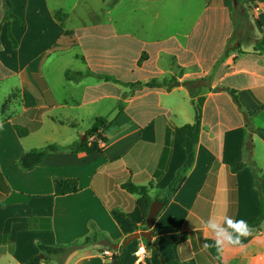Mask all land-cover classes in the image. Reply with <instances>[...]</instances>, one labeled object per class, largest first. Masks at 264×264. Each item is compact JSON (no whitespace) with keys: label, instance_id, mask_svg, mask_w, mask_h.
<instances>
[{"label":"crops","instance_id":"obj_1","mask_svg":"<svg viewBox=\"0 0 264 264\" xmlns=\"http://www.w3.org/2000/svg\"><path fill=\"white\" fill-rule=\"evenodd\" d=\"M9 1L18 21L10 22L13 47L0 0V84L8 89L0 115V173L9 189L0 191V264H25L39 255V245L75 247L92 237L118 249L145 231L138 196L122 186L144 188L151 201L166 197L186 159L176 128L194 123L199 99L194 162L157 215L151 240L125 245L123 264H211L195 250L196 232L215 240L205 222L223 223L225 216L247 222L259 214L253 182L264 175V4L196 0L191 19V0H118L110 8L112 0H103L105 23L74 24L75 3ZM57 12L67 15L63 27ZM67 72L82 77L69 81ZM172 78L178 85L171 90L137 86ZM11 94L17 96L5 105ZM256 107L260 112L247 119ZM97 120L107 140H98L100 153L50 152L32 170L19 168L30 150L81 143ZM14 125L29 134L19 138ZM239 162L245 168L232 173ZM65 178L76 179L79 191L54 196L53 180ZM259 190L264 199V184ZM177 231L195 237L165 238ZM103 253L88 245L62 264H111ZM219 256L223 264H264V221L242 246L225 245Z\"/></svg>","mask_w":264,"mask_h":264},{"label":"trees","instance_id":"obj_2","mask_svg":"<svg viewBox=\"0 0 264 264\" xmlns=\"http://www.w3.org/2000/svg\"><path fill=\"white\" fill-rule=\"evenodd\" d=\"M251 1L264 4V0H251ZM117 2L118 0H112L109 3L108 7L110 8L114 6ZM3 7H4V17H3L4 21L3 22L6 23L5 33H6L7 38L11 42V45L13 47H16V42L14 38L12 37L11 31H10V22L12 20L18 21V19L14 17L12 13V6L9 0H3ZM66 17L67 15L62 12H57L54 14L55 20L62 27H63V23ZM69 34H70L69 32L65 31L64 32L65 38L66 37L68 38L70 36ZM263 51L264 50H260V52H263ZM143 59L144 57H141L140 61L138 62V65H140ZM65 77L69 81H79L82 75L80 73L67 72ZM103 79L108 81L107 78H103ZM177 85H178V82L175 78H172L169 80L153 79L142 85L137 84V86H145L148 88H165L167 90H171ZM231 95L236 101V97L233 91H231ZM12 96L13 94H11V97ZM9 102H10V98L7 99L5 105L8 104ZM202 104H203V99H199L194 104V123L192 125H184L180 128H176V132L181 137V146L185 152L186 159H185L183 166L177 171L176 176L173 179V181L169 184L168 190L166 192V197L160 200L164 207L168 204L172 196L179 190L180 186L184 182L183 175L192 166L194 162V146L197 144L198 139H199ZM3 110H4V106H3ZM260 110H261V107H256L251 112L247 113L246 115L247 119H250L256 116L260 112ZM102 126H103V121L97 120L94 126L85 133L84 135L85 139L81 143H78V144H75V145H72L66 148H60L56 145H48L41 149H33V150H30L24 153L19 158L17 164L21 170L30 171L35 166H37L50 152L69 151L73 153H84V154H92L96 152L100 153L102 151V147L99 146L98 140L99 142L103 144L107 143V140L98 134V130ZM14 130L19 138H24L29 134L26 128L18 126V125H14ZM259 131L264 132V129H260ZM93 136H96V138L92 140L90 144L88 145V139ZM243 168H245V164L240 163V162L234 163L230 167L232 173H237L241 171ZM257 176L258 175L254 176L253 187L257 195L259 214L256 218L247 221V224L251 231L253 229L258 228L261 225V223L264 221V199L259 190V186L261 184H264V175H262L258 179H257ZM53 188H54V196H66L70 194H75L79 191L78 181L74 178L54 179ZM122 188L128 193L136 194L138 196L137 206L141 212L143 220L145 221L149 206L152 202L151 199L147 196L145 189L142 187L134 186L130 183L124 184ZM0 191L3 193L9 192V189L1 173H0ZM196 235L199 239V245H200V250L195 248L196 252L197 253L199 252V254H201V256H203L204 258H206L211 264H221L220 260L217 259L216 249L214 247H210V248L205 247V244H213L214 242L211 240L203 239L200 232H196ZM194 237H195L194 233H185V232L180 233L178 231L172 235L165 236L167 240L174 241V242H185L188 239L192 240ZM96 242H97V238L92 237V238H87L81 246H75V247L63 248V247H49V246L39 245L38 246L39 255H42L43 259L42 260L38 259V255H37L29 259L25 264H41L42 261H46L51 257L60 258L58 259V262L62 264L64 260L76 250L85 248L86 246L95 244ZM103 243L106 247H108L109 251L114 253L112 257L110 258L111 264H123V250L125 248V245L122 243L118 249H114V246H115L114 244H111L106 240H103ZM99 253H102V251H99ZM164 264H181V263L177 261H164Z\"/></svg>","mask_w":264,"mask_h":264},{"label":"rangeland","instance_id":"obj_3","mask_svg":"<svg viewBox=\"0 0 264 264\" xmlns=\"http://www.w3.org/2000/svg\"><path fill=\"white\" fill-rule=\"evenodd\" d=\"M171 1V0H166ZM51 7H56L58 5H64L66 8L70 7L72 4H76V9L73 14V23L76 24H97V23H105L106 16L102 11V3L103 0H49ZM196 0H191L190 5L194 8V13L190 16L192 19L197 11H198V5L194 4ZM254 2V1H253ZM201 3V0H200ZM195 5V6H194ZM45 19V17H44ZM44 19L40 21V23H44ZM128 21H132V17H129ZM18 31H16L17 33ZM18 34V33H17ZM20 36V34H19ZM20 38V37H19ZM4 39L2 31L0 32V43H2V40ZM4 70L0 68V78L4 76ZM7 83L2 82L0 84V115H1V107L4 104L6 98H7ZM17 94H13L12 97H10V101L16 98ZM261 177V176H260ZM259 177L257 176V179ZM98 245V251L109 252V255H106L103 253L104 256L112 257L114 253L109 251L108 247H106L103 243L102 239H97V242L95 243ZM103 244V245H102ZM58 259L56 257H51L46 261H42L44 264H60L58 262Z\"/></svg>","mask_w":264,"mask_h":264},{"label":"clouds","instance_id":"obj_4","mask_svg":"<svg viewBox=\"0 0 264 264\" xmlns=\"http://www.w3.org/2000/svg\"><path fill=\"white\" fill-rule=\"evenodd\" d=\"M204 227L213 233L215 240L213 244H205L206 248L214 247L217 251V259L223 264L219 253L225 245L242 246V237L251 235V230L244 219H233L225 216L223 223H218L215 219L209 218Z\"/></svg>","mask_w":264,"mask_h":264},{"label":"water","instance_id":"obj_5","mask_svg":"<svg viewBox=\"0 0 264 264\" xmlns=\"http://www.w3.org/2000/svg\"><path fill=\"white\" fill-rule=\"evenodd\" d=\"M84 139H85V137L83 136L81 138V141H83ZM162 208H163V204L161 202H159L158 200L152 201L150 206H149L146 218H145L146 230L142 231V232H137V233H134V234L128 236L124 240L123 244L128 245L132 241L138 240L140 237L145 239L146 241H150L151 240V234H152L151 230H152L153 225L155 223V219H156L157 215L159 214V212L161 211ZM114 248L117 249V246H114ZM38 259L42 260L43 256L38 255Z\"/></svg>","mask_w":264,"mask_h":264},{"label":"built area","instance_id":"obj_6","mask_svg":"<svg viewBox=\"0 0 264 264\" xmlns=\"http://www.w3.org/2000/svg\"><path fill=\"white\" fill-rule=\"evenodd\" d=\"M100 144H102L101 142H99ZM143 249L142 248H140V252L142 251ZM139 252H137V254H138ZM104 254H106V255H109L110 253L109 252H104Z\"/></svg>","mask_w":264,"mask_h":264}]
</instances>
